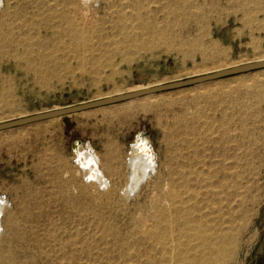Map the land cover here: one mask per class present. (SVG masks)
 <instances>
[{
    "label": "rangeland",
    "instance_id": "rangeland-1",
    "mask_svg": "<svg viewBox=\"0 0 264 264\" xmlns=\"http://www.w3.org/2000/svg\"><path fill=\"white\" fill-rule=\"evenodd\" d=\"M96 1L87 15L91 20L107 4ZM4 2L0 0V13ZM141 2L151 3L153 18L167 25L169 36L158 45L118 55L70 52L65 56L69 67L48 72L44 80L36 71L18 67L8 51L0 52V123L264 57V0ZM95 55L99 64H92ZM137 134L152 146L158 171L127 201L121 194L127 181L125 163ZM76 141L95 149L103 162H116L117 174L106 175L115 194L112 200H107L108 192L84 184L76 172ZM183 163L202 171L199 178L190 177L202 195L207 175L212 182L226 179L224 189L218 188L220 208L234 212L238 229L229 264H249L264 246V69L0 132V202H9L18 221L15 231L4 223L0 244L12 252L16 264H58L30 256L17 232H25L27 239L33 231L42 239L53 232L66 242L77 231L98 234L100 221L125 227L134 216L150 217L166 208L168 171ZM99 210L102 218L93 214Z\"/></svg>",
    "mask_w": 264,
    "mask_h": 264
},
{
    "label": "bare ground",
    "instance_id": "bare-ground-1",
    "mask_svg": "<svg viewBox=\"0 0 264 264\" xmlns=\"http://www.w3.org/2000/svg\"><path fill=\"white\" fill-rule=\"evenodd\" d=\"M4 1L0 13V52L8 51L6 54L15 59L18 67L36 71L35 75L41 80L48 72L69 67L65 56L70 52L118 55L120 52L154 46L167 35V25H161L153 18L151 3L143 4L141 0L121 3L104 0L107 4L103 14L96 13L92 20L87 15L96 0ZM99 10L97 6L98 13ZM164 16L167 18L168 13ZM258 60H264V57ZM94 63H100L98 55L94 56ZM144 88L147 87L130 89L128 92ZM239 127L241 129L242 126ZM147 141L140 135L132 143L126 157L127 181L121 190L124 200L128 201L136 195L158 171L154 150ZM74 159L76 172L83 175V183L95 185L103 193L108 192L106 198L112 200L115 194L106 175L117 174L114 167L116 162H103L95 149L91 146L87 149L80 143L74 147ZM188 168L183 163L168 171L165 180L166 208L156 210L150 217L134 216L129 222L126 221L128 224L125 227H120L115 221H100V224H96L98 234L88 236L77 231L66 242H62L53 232L44 234L47 239H42L31 228L29 230L33 232L28 239L22 230L17 234L26 242L30 256H40L48 262L57 260L58 264L65 261L68 264H109L112 260L124 264H229L234 255L238 229L234 225V212H223L220 208L222 198L218 188L225 187L227 181L212 182V175H207L202 179L208 183L202 195L190 183V177L199 178L202 171ZM93 214L98 218L103 217L102 210ZM4 223L14 231L17 229V215L7 200L0 202V234L5 229ZM0 264H16L12 252H5L2 244Z\"/></svg>",
    "mask_w": 264,
    "mask_h": 264
},
{
    "label": "water",
    "instance_id": "water-1",
    "mask_svg": "<svg viewBox=\"0 0 264 264\" xmlns=\"http://www.w3.org/2000/svg\"><path fill=\"white\" fill-rule=\"evenodd\" d=\"M261 69H264V60H257V61H252V62L232 66L230 68H225V69L213 71L210 73L190 77L187 79L154 85V86L147 87L141 90L121 93V94H117L113 96L99 98V99L92 100V101H87V102H82L78 104L67 105V106L60 107V108L50 109L45 112H40L37 114L20 117L18 119L1 122L0 132L13 129V128H17V127L27 126V125L42 122V121L55 119V118L70 116L73 114L85 112V111L96 109V108H101V107H105L109 105H114L117 103L130 101V100L141 98V97L148 96V95H153V94L163 93V92H167L171 90L191 87L194 85H199L202 83L215 81L218 79H222V78H226V77H230V76H234L238 74L248 73L252 71H257ZM140 135L141 134H137L135 137V140H137L140 137ZM79 143L80 141H76L73 143L72 145L73 150H74V147L78 145Z\"/></svg>",
    "mask_w": 264,
    "mask_h": 264
},
{
    "label": "crops",
    "instance_id": "crops-1",
    "mask_svg": "<svg viewBox=\"0 0 264 264\" xmlns=\"http://www.w3.org/2000/svg\"><path fill=\"white\" fill-rule=\"evenodd\" d=\"M249 264H264V246H262L259 251L251 257Z\"/></svg>",
    "mask_w": 264,
    "mask_h": 264
}]
</instances>
